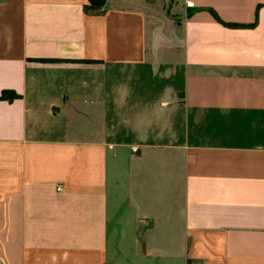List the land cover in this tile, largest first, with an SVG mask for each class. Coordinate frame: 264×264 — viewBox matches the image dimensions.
Listing matches in <instances>:
<instances>
[{
    "label": "crops",
    "instance_id": "0c3cea01",
    "mask_svg": "<svg viewBox=\"0 0 264 264\" xmlns=\"http://www.w3.org/2000/svg\"><path fill=\"white\" fill-rule=\"evenodd\" d=\"M4 91L0 264H264V0H0Z\"/></svg>",
    "mask_w": 264,
    "mask_h": 264
},
{
    "label": "trees",
    "instance_id": "16d2710c",
    "mask_svg": "<svg viewBox=\"0 0 264 264\" xmlns=\"http://www.w3.org/2000/svg\"><path fill=\"white\" fill-rule=\"evenodd\" d=\"M91 5H93L95 8H100L103 6L105 0H88ZM230 27H244V26H234V25H229ZM8 95H10V98H7ZM17 96L13 94L12 92H7L4 91L2 95L0 96V100H12L15 99Z\"/></svg>",
    "mask_w": 264,
    "mask_h": 264
},
{
    "label": "rangeland",
    "instance_id": "374dc122",
    "mask_svg": "<svg viewBox=\"0 0 264 264\" xmlns=\"http://www.w3.org/2000/svg\"><path fill=\"white\" fill-rule=\"evenodd\" d=\"M147 1H155V0H147ZM164 1V0H163Z\"/></svg>",
    "mask_w": 264,
    "mask_h": 264
}]
</instances>
